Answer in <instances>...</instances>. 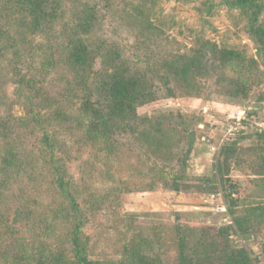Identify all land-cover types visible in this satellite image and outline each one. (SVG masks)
Returning a JSON list of instances; mask_svg holds the SVG:
<instances>
[{
  "label": "rangeland",
  "instance_id": "rangeland-1",
  "mask_svg": "<svg viewBox=\"0 0 264 264\" xmlns=\"http://www.w3.org/2000/svg\"><path fill=\"white\" fill-rule=\"evenodd\" d=\"M62 2L58 20L45 33L18 39L24 54L21 63H14L7 44L0 45V120L9 122L25 162L21 172L14 169L12 178L0 187V262L18 251L13 248L17 242L30 248L37 239L56 242L47 235L45 238L37 223L55 202L43 160L46 154L42 139L44 133H49L57 138L56 158L79 193L86 216L84 242L89 259L96 264H124L126 248L139 243L146 255L164 264H177L179 228L228 227L223 222L224 214L202 204L217 191L213 188L218 187L222 148L232 146L242 151L230 162L234 200L264 203V183L259 181L264 176L257 172L259 159L252 151L264 146V60L249 36L246 15L227 6L224 0ZM92 13L96 28L84 35L95 55L89 79H100L119 64L144 75L149 84L137 97L138 113L141 118H150L151 123L159 116L166 117L161 120L164 129L171 131V148L166 152L153 151L131 129L115 136L111 147H107L102 141L88 140L81 125L74 122L83 86L68 63L66 31H73L80 17ZM262 23L264 26V15ZM2 25L7 29L9 24ZM205 42L243 52L248 60L255 61L250 72L254 89L247 98L227 95L216 83L217 73L213 70L211 74L201 72L196 78H179L176 67L180 58L209 49ZM52 52L56 54V67L46 75L43 91L32 98L31 106L23 96L27 93L20 79L28 76L30 67L34 72L41 70V63ZM240 70L228 67L223 75L245 74ZM165 77L170 85H165ZM57 110L73 121H57ZM37 113L43 118L41 126L33 118ZM171 114H181L185 119L172 118ZM190 132L196 133V142L187 159V176L179 180L181 190L174 191L172 184L184 163ZM4 142L0 138V152ZM206 180L215 184L205 187L209 183ZM229 200L226 196L227 205ZM227 215L233 221L230 209ZM16 216L21 225L15 223ZM216 245L223 249L224 242ZM230 245L247 249L254 264H264V225L245 235L231 234Z\"/></svg>",
  "mask_w": 264,
  "mask_h": 264
},
{
  "label": "trees",
  "instance_id": "trees-1",
  "mask_svg": "<svg viewBox=\"0 0 264 264\" xmlns=\"http://www.w3.org/2000/svg\"><path fill=\"white\" fill-rule=\"evenodd\" d=\"M4 1V8L0 7V45L11 51L14 63L22 62L24 54L18 39L22 36H34L37 33H45L48 27L55 24L62 12L64 0H0V5ZM224 3L234 9L240 10L246 15L249 36L256 43L260 57L264 60V26L262 17L264 15V0H224ZM96 17L94 13L86 17H80L77 24L66 31L68 34L67 44L69 52L67 54L68 63L76 74V81H80L83 86L82 102L78 109V115L74 117V122L81 125L86 137L92 142L102 141L107 147L110 146L115 136L120 133L128 132L129 129L137 134L138 138L150 145L153 151L164 153L171 148L170 130L164 129L163 121L165 116H159L156 122L151 123L150 118H141L138 113L139 101L137 97L148 87V80L139 72H131L130 69L119 64L100 79L93 82L89 79L90 72L93 71L95 55L91 50L90 43L84 35L90 34L96 27ZM2 22L9 24L7 29ZM11 31V34L8 35ZM13 34V37H12ZM3 41V44H2ZM209 49L193 51L189 56H182L177 64L176 72L179 78L188 79L190 76L195 78L197 74L203 72L211 74L216 71V83L223 87L224 92L229 96L247 98L254 89L251 82V70L254 69L255 61L229 47L219 48L210 42H205ZM40 47V46H39ZM45 49L46 47L41 46ZM3 51V49H0ZM120 59L118 54L115 57ZM56 54L52 52L45 63H41L39 71L29 70L28 76L20 79V84L24 85L26 95L24 98L33 106V99L40 96L43 91V83L46 75L56 67ZM33 64V63H32ZM31 64V65H32ZM250 64L253 66L250 69ZM240 68L242 76L225 77L226 68ZM249 69V70H247ZM162 79V78H161ZM165 85H170L165 77ZM31 91V92H30ZM33 96H30V93ZM29 93V95H28ZM96 97V99L94 98ZM62 110H57L54 117L57 121L72 122V118L61 114ZM34 121L41 126L43 123L38 113L33 114ZM65 117L64 120L60 118ZM179 119H185L181 114H175ZM171 114V117H174ZM157 123V124H156ZM187 125V122L183 121ZM134 126V127H133ZM189 126V125H188ZM9 122L0 120V138L5 140L3 152H0V187L6 184L13 175V170L21 172L24 168L22 152L19 151V144L11 135ZM189 147L185 152L184 163L175 175L172 184L174 191H180L182 185L179 180L186 178L187 159L192 153L196 142V133L189 134ZM57 138L53 135L44 133L42 142L45 146L43 158L47 165L49 174L48 186L51 190L55 202L48 206L45 216L38 220L43 235H46L55 243L41 242L38 240L33 243L31 248L25 247L17 242L13 248L18 249L12 252L4 262L0 264H96L91 261L86 251L84 242V229L86 226V216L82 209L79 193L68 172L61 166V162L56 158L58 149ZM249 150H244L248 152ZM251 151V150H250ZM259 159V175L264 176V146L252 150ZM241 150L232 146L222 148L220 157L221 163L217 167L219 188L234 190L231 183V166L237 154ZM16 172V173H17ZM19 174V173H17ZM210 184H215L212 180H206ZM260 182L264 183V177ZM205 187H207L205 185ZM204 187V190L207 189ZM215 190V191H216ZM216 191V192H217ZM215 192V193H216ZM236 194V192H235ZM226 196L230 203H225ZM231 194H224L226 208L234 216V226H228L220 230L209 228L185 229L179 228L177 231V264H254L247 249L232 248L230 236L234 233L241 235L264 225V203H246V201L234 200ZM231 216V217H232ZM15 223L20 224L18 217ZM21 225V224H20ZM61 230H64L61 232ZM61 232V233H60ZM62 234V236H60ZM61 239L62 241H58ZM224 242L223 249H218L216 243ZM124 264H164L159 258L146 255L139 243L129 246L125 250Z\"/></svg>",
  "mask_w": 264,
  "mask_h": 264
},
{
  "label": "built area",
  "instance_id": "built-area-1",
  "mask_svg": "<svg viewBox=\"0 0 264 264\" xmlns=\"http://www.w3.org/2000/svg\"><path fill=\"white\" fill-rule=\"evenodd\" d=\"M242 118H237L238 121H240ZM210 183H206V186H210ZM231 194L233 198L236 197V194L233 190L227 189L226 191L222 188H219L218 191L215 194H212L208 196L206 199L203 200V207H212V210H214L215 213L224 214L223 222L225 226H231L233 225L232 219L227 215V209L226 205L224 203V194ZM217 201L218 204L214 205V202ZM212 206H210V204ZM226 214V215H225ZM221 223V222H220Z\"/></svg>",
  "mask_w": 264,
  "mask_h": 264
}]
</instances>
